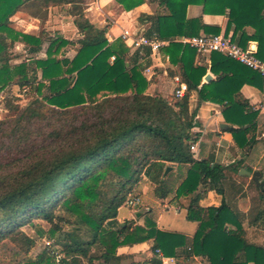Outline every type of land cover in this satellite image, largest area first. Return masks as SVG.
<instances>
[{
  "label": "trees",
  "instance_id": "1",
  "mask_svg": "<svg viewBox=\"0 0 264 264\" xmlns=\"http://www.w3.org/2000/svg\"><path fill=\"white\" fill-rule=\"evenodd\" d=\"M119 1L128 10L141 2L134 0L129 5L126 0ZM159 2L168 7V13L155 17V30L158 38L169 41L163 51L180 66V79L188 87L182 97L146 93L148 81L139 63L142 56L137 51L131 57L122 40L111 43L106 29L85 16L84 0H0V91L16 84L29 87L31 96L25 106L9 99L12 116L0 120V155L5 146L9 158L13 157L0 161V242L9 237L28 253L35 240L19 226L40 217L51 224L48 236L62 246L59 260L58 252L45 250L19 264H84L95 259L106 264H144L134 260L124 263L117 249L150 239L155 240L156 256L158 249L165 257L176 256L187 237L159 229L152 216L147 217L145 226L131 229L122 223L116 229L119 208L144 176L156 185L157 197L164 198L173 190L174 185L163 178L169 163L192 165L177 188L178 196L207 185L224 197L225 174L220 166L212 165V160L196 159L191 151L198 135L192 131L196 111L190 109V97L197 91L201 100L226 105V120L237 125L229 130L242 147L248 142L247 134L256 128L258 112L242 100L241 88L264 79L244 64L212 52L211 71L217 79L202 84L207 68L194 64V48L174 38L209 31L211 26L201 17H187L190 4L202 5L204 13L228 14L226 30L233 27V37L239 35L236 42L243 47L250 40L257 41L258 56L264 58V0ZM66 4L81 35L77 41L50 34L45 28L31 34L12 26V17L19 11L45 24L51 5ZM246 27L253 28V34L248 35ZM219 33V27L210 32ZM16 42L24 43L33 55L47 42V57L31 56L11 63ZM76 43L75 56L67 57L64 48ZM33 147L37 157L16 171L5 170L18 158V150L33 157ZM239 163L233 171H239ZM201 196L196 194L187 207V219L198 222L194 253L207 257L211 264H264V247L246 241L239 214L225 198L219 206H202ZM252 217L264 220L263 200ZM63 222L79 226L57 236L63 231ZM82 229L88 237L78 231ZM95 244L103 248L97 257L90 255ZM152 262L158 264L161 259L152 258Z\"/></svg>",
  "mask_w": 264,
  "mask_h": 264
},
{
  "label": "crops",
  "instance_id": "2",
  "mask_svg": "<svg viewBox=\"0 0 264 264\" xmlns=\"http://www.w3.org/2000/svg\"><path fill=\"white\" fill-rule=\"evenodd\" d=\"M133 2L134 0L125 1V3L129 5ZM69 7V4L51 5L48 10V17L45 24H42V21L36 17L29 14H27V16L31 19L38 20L40 24L50 32V34H60L64 38L72 41L71 37L65 35V27L58 26L59 29L56 31L53 29L54 26L49 29L51 23L57 24L58 21H61V19L65 17V14L70 18L67 23H70V26L72 25V30L75 31V35L78 38L81 37L80 32L74 23V17L68 11ZM84 8L85 16L94 25L106 29V37L111 43L116 40H122L125 43L131 57L135 52H133L132 48L129 46V42L126 43L123 40L122 34L125 31H129L133 34L158 36L155 30V17L160 14L168 13V7L161 4L159 0H141L138 5L129 8V10L119 0H84ZM58 9L63 10L64 14L59 13ZM18 13L24 12L19 11L14 16ZM187 17H201L205 24L211 26L209 31L202 30L200 34H210L215 27H219V34L233 37V27L229 31L226 30L229 20L228 14L204 13L202 5L190 4L187 9ZM245 29L248 35H251L254 32V29L251 27H246ZM184 37L186 36H177L174 40L181 41ZM238 38L239 35L235 38L233 37V40L238 41ZM77 39L73 41H77ZM166 42L167 43L158 53H152L151 50L147 48L145 54L141 55L142 58H140L139 63L142 73L148 81V90L146 89L148 92L146 93L161 94L165 97H171L174 90L184 82L181 81L179 76L180 66L171 62L169 56L163 51V48L169 44V41ZM76 44H72V46L74 47ZM68 46H71V44ZM247 46L253 47L256 51L258 50L257 41L250 40L247 43ZM65 49L66 48H64L63 52L68 54L66 56L70 58H73L77 52L75 51L73 55H69L70 52H67ZM114 58L115 57L112 56L111 60L113 61ZM194 64L206 67V75H210V80H206V75L204 76L202 84L217 79V76L211 71V53L199 54L196 52ZM147 66L151 67L149 72L145 71ZM199 87H201V85ZM241 95L242 100L248 101L253 110L258 112V116L255 120L256 128L247 134L248 142L242 147L237 144L233 134L229 130L231 126L237 127V125H233L226 120L224 114L226 105L201 100L197 91L192 92L190 97V109L196 111L195 124L192 131L197 133L198 138L192 143L194 149H191V151L196 159L212 160V165L220 166L222 172L225 174V178L222 179V184L224 186L226 185L229 176L228 173L236 172L233 171L232 168L238 163L237 158L230 161H227L226 158L231 152L242 151V167L239 168L238 171L239 174L242 175V178H244V181L242 182V227L246 241L249 244L264 247V220L262 218L255 220V218L252 217V211H254L259 203H261V200L264 201V185H258L252 177V173L255 170H260V181L264 180V82L256 83V85L244 84L241 88ZM168 166H171L172 170H170L166 176L163 173V178L167 179L172 185H174L173 190L164 198L156 197L153 190L157 205H152L151 207H148L147 210L149 215H152L156 211L157 215L154 220H156L159 229L185 235L187 237L186 245L179 246L176 250L177 255L172 257H165L162 252L161 254L156 253V256L152 250L155 243L154 239L120 246L117 249V253L123 255L125 259L128 258L126 256H130V260L142 261L144 264H154L152 258L161 259V262L158 264H211L207 257L201 255L198 256L194 253L193 237L198 228V222L187 219V207L196 194L202 195L199 201V204L202 206H219L224 197L207 185H200L199 189L194 194L178 196L176 193L177 188L187 177L188 171L192 165L169 163ZM243 169H246L250 173H246ZM249 179L250 182L248 181ZM141 183H144L142 186L144 194L149 192L148 190L150 187L155 189L156 186L146 176L142 178L140 184ZM250 183H254L256 186L258 190L256 195L251 196L247 191ZM240 190L241 187H239L238 191ZM187 200H189L188 203H186ZM162 205L168 209V211L173 205L175 206L176 217L173 221L165 216V211L163 212ZM240 212L237 213L241 214ZM144 224L145 223L142 221L137 223V225L141 226ZM135 226L136 225L132 226V228ZM243 258L244 254L242 253V259ZM249 264H255V262H249Z\"/></svg>",
  "mask_w": 264,
  "mask_h": 264
},
{
  "label": "rangeland",
  "instance_id": "3",
  "mask_svg": "<svg viewBox=\"0 0 264 264\" xmlns=\"http://www.w3.org/2000/svg\"><path fill=\"white\" fill-rule=\"evenodd\" d=\"M59 13L64 14L63 10L58 9ZM25 13V14H24ZM18 13L16 16H14L12 18L13 21V28H15L17 31L19 32H23V33H31V34H39L42 29H44V26L42 24H40V22L36 19H31L27 16V13ZM64 20L61 19V21H58L57 24H53L51 23V25H49V29L53 27V29L56 31L58 30V26L61 27H65V35L68 37H71L72 40H76L78 37L75 35V31L72 30V25L70 26V23L68 20L70 19L67 15L64 14ZM53 24V25H52ZM48 29V27H47ZM52 31V30H51ZM72 46V45H71ZM68 46L66 47L65 50H67V52H70L69 55H73V53L75 51H77L79 44H76L74 47L72 46ZM47 47H48V43L45 42L43 44L42 50L36 54L33 55L31 53L28 52L26 46L24 43L22 42H16L14 47L11 49V53H12V60L11 63H20L22 61H24L25 59L31 57V56H35V57H41V58H46L47 57ZM65 55H68L66 53H64ZM60 57V56H59ZM142 60V59H141ZM39 78H42V73L39 71L38 73ZM29 87L27 88H22L16 84L14 85H10L8 87H6L5 89L0 91V120H4L10 116H12V111L10 110V108L7 106V101L9 99H13V103L14 104H20L21 106H25L31 99V96L29 95ZM148 90V89H147ZM146 90V92H148ZM31 95H35L34 93ZM2 148L4 149L3 152L1 153L2 155H0V161L2 162H6L11 160L12 158H9L10 156H8L7 152L5 151L6 147L2 146ZM49 149H51L49 147ZM33 151H31V154L33 155V153L36 151H34V147L31 149ZM19 151V150H18ZM16 151L15 157L18 156V158H16L14 161H12L11 163H6L8 164L7 167L5 168L6 171H16L18 169H20L25 163H27L29 160H31L32 158H35L37 156L33 155L29 157H25L24 154H19V152ZM50 151V150H49ZM48 151V152H49ZM4 155L8 156L6 159H4ZM49 156V154H47ZM238 159V163L240 161L239 164H241L240 166L242 167V151H236V152H231L228 157L226 158L227 161L233 160V159ZM1 172V169H0ZM228 178L226 181V185L224 186V198L227 200V202L231 205V208H234V211L240 212L241 214H239V219L242 220V182L244 181L242 178V175L239 174V172H229L228 173ZM142 181V179H141ZM140 181V182H141ZM250 182V179L248 180ZM144 183H139V185H137L135 187V189L128 194L129 195H139L141 198V202L138 206H129L126 203H124L120 208H119V212H118V216H117V225H116V229L119 228V226L122 223H127L131 229L132 226L137 225V223L139 221H142L143 223H145L143 226L147 225V217L152 216L153 219L156 218V211L152 214L149 215L148 213V207H151L152 205L156 206L157 203L155 202V197L153 195V187L149 188V192L146 194H144V192L142 191V186ZM246 184V182H245ZM239 187H241V190L238 191ZM249 194L252 195H256L258 193V190L256 188V186L254 185V183H250L248 186V190ZM155 194V193H154ZM194 194V193H192ZM186 195V194H183ZM189 195V194H188ZM156 196V195H155ZM182 196V195H181ZM157 197V196H156ZM128 199V198H127ZM127 202V200H126ZM189 200L186 201V203H188ZM156 204V205H155ZM165 204V203H163ZM163 206V205H162ZM232 208V209H233ZM163 212L165 211V216L169 219V220H174V218L176 217V212H175V206L173 205L171 207V209L168 211V209H166L164 206L162 207ZM63 214L66 216V218H69V216L66 214V212H63ZM148 214V215H147ZM146 218V219H145ZM156 222V220H155ZM136 223V224H135ZM79 225H77L76 223H64L63 222V226L62 229L63 231L57 232V236H59L61 233H64L67 230H71V229H75V227H77ZM109 226V225H107ZM156 226H157V222H156ZM20 229L22 231H25L30 237H32L35 240V245L30 249V251L28 253L26 252H22L20 249V246L18 245V243L14 240H12L11 238H6L3 241L0 242V264H19V262L23 261L24 259H26V257H36V255H38L39 253L43 252V251H55L57 254V260H59L62 256V253H60L59 251L62 250V246L60 244H56L55 243V238L52 239L48 236V231L51 228V224L49 222H47L46 220L40 218V217H34L32 219L31 222H24L22 225L19 226ZM84 237H88V233L87 231L82 230H78ZM57 239V238H56ZM151 240V239H150ZM154 246V245H153ZM153 250V247H152ZM103 251V248L99 245V244H95L92 246L91 250H90V255H95V257L101 255ZM162 252V251H161ZM128 258H124L123 262L124 263H129L132 261V259L130 260V256H126ZM84 264H106L105 262H103V260H99V259H95L92 263H89V261H84Z\"/></svg>",
  "mask_w": 264,
  "mask_h": 264
},
{
  "label": "built area",
  "instance_id": "4",
  "mask_svg": "<svg viewBox=\"0 0 264 264\" xmlns=\"http://www.w3.org/2000/svg\"><path fill=\"white\" fill-rule=\"evenodd\" d=\"M123 40L128 43L133 52H139L140 55L145 54V50L149 48L152 53H158L160 49L167 43L158 38V36H147L145 34H133L125 31L122 34ZM185 44H189L199 54L220 52L221 54L230 57L250 69L259 73L264 79V58L258 56L256 49L247 46L243 47L230 36L224 34H206L201 33L195 36H187L181 40ZM150 66L145 68L149 72ZM187 84L181 83L179 87L174 90L173 95L182 97L187 91ZM191 149L194 145L191 144ZM141 202L139 195H131L128 197L126 204L129 206H138ZM157 252L161 254L158 249Z\"/></svg>",
  "mask_w": 264,
  "mask_h": 264
},
{
  "label": "water",
  "instance_id": "5",
  "mask_svg": "<svg viewBox=\"0 0 264 264\" xmlns=\"http://www.w3.org/2000/svg\"><path fill=\"white\" fill-rule=\"evenodd\" d=\"M205 79L206 80H210V75H206L205 76ZM172 170V167L171 166H167L166 169H165V172H164V175L166 176L169 171ZM243 171H245L246 173H250L249 171H247L246 169H243ZM241 172H242V169H241ZM252 177L253 179L255 180V182L258 184V185H261L263 186L264 185V180L263 181H260V177H261V171L260 170H255L253 173H252Z\"/></svg>",
  "mask_w": 264,
  "mask_h": 264
}]
</instances>
